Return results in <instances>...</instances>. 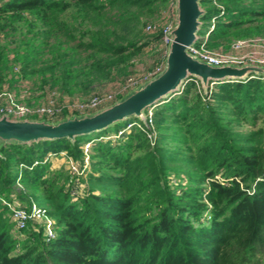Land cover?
<instances>
[{
	"label": "trees",
	"instance_id": "trees-1",
	"mask_svg": "<svg viewBox=\"0 0 264 264\" xmlns=\"http://www.w3.org/2000/svg\"><path fill=\"white\" fill-rule=\"evenodd\" d=\"M172 1L0 0V81L13 43L22 72L50 48L42 73L60 88L56 102L102 81L127 82L134 59L161 40L162 23L147 25ZM219 2L222 14L202 0L205 17L217 16L211 47L264 34V0ZM165 56L162 46L153 70ZM146 112V122L133 116L90 138L0 147V264H262L264 74L211 81L207 90L190 77L156 104L152 125ZM131 121L142 128L110 137ZM63 151L81 168L88 156V166L54 169L50 157ZM16 199L42 206L54 235L43 223L19 227L7 204Z\"/></svg>",
	"mask_w": 264,
	"mask_h": 264
},
{
	"label": "water",
	"instance_id": "water-1",
	"mask_svg": "<svg viewBox=\"0 0 264 264\" xmlns=\"http://www.w3.org/2000/svg\"><path fill=\"white\" fill-rule=\"evenodd\" d=\"M174 26L170 30L164 68L97 110L67 114L56 120L48 118L11 117L0 115V147L8 143H32L42 139L77 136L97 132L111 125L137 117L147 120L146 110L160 100L179 92L195 77L204 90L211 81L243 79L250 74H264V65L255 63L212 64L189 50L199 35L206 9L202 0H174ZM1 155V151H0Z\"/></svg>",
	"mask_w": 264,
	"mask_h": 264
},
{
	"label": "rangeland",
	"instance_id": "rangeland-1",
	"mask_svg": "<svg viewBox=\"0 0 264 264\" xmlns=\"http://www.w3.org/2000/svg\"><path fill=\"white\" fill-rule=\"evenodd\" d=\"M173 4L174 1H172V3L168 5V7H164L161 10V12H159L157 16L150 22H155L157 24L166 23L165 25H167L171 20H173L175 16V10ZM202 19L204 23L199 30L200 35L205 34L210 23L209 18L203 16ZM263 35L258 34V36H263ZM154 43H155L154 45L145 46L143 52L140 53L139 56L134 59L135 66L132 68L133 72L130 74L135 75L137 78H141V80L143 79L142 81H144L146 76H149L153 71V64L154 61L156 60V54L159 56V53H161L162 46L165 50V53L167 52V47L162 43L160 39L156 40ZM68 44L74 45V42L69 41ZM16 49H17L16 45H14L13 43L9 44V47L6 52V56H8V58L6 59L7 67L5 69H1L3 81H0L1 82L0 86L2 82H4V80H7L12 75L19 76L17 77L16 79L17 81L14 83V85H10L9 88L7 87L5 89L11 92L12 96L15 97L17 103H19L18 110L21 111L23 109L33 110V114L29 115L32 118H48L51 120H56L61 118V115H63L62 117H64L67 114L88 112L89 110L80 111L76 109V106L81 101H85L88 98H90L91 95L96 94L95 96H105L107 94H112L113 97L117 99L123 93L127 92L126 91L127 88L125 87L126 82L123 81L125 76H123L122 79H118V80L102 81L99 83H95L94 85H92V87L90 86L89 92H85L84 90H77L76 92L73 93L72 96H69V98H66L67 96L63 97L61 95L62 100L57 102L60 104L58 108L59 112L55 116L49 117V116L37 114L38 112H34V111H36L39 107H48V104L52 102L50 100L51 99L54 100L53 94L60 89L59 86L53 88L51 84L43 82L44 77L42 73V67L47 62H51L52 51L50 50V48H44L39 50L37 53H35L36 54L35 57H37V61L39 63L31 62L27 70L22 72V69L19 65L20 61L17 59L16 56V52H15ZM72 53H76V52L72 51ZM78 57L82 58L81 61H84L85 63L88 62L90 59L88 53H81ZM49 77H50V73H49ZM6 82L7 81H5V83ZM6 104H8L7 98L0 99V108L1 106L3 107V105ZM155 106L156 104L153 105L152 108H154ZM1 113L4 112L1 111ZM126 120H123L120 123L123 124ZM259 125L264 126V119L259 122ZM110 130L111 132H115L114 128L113 129L111 128ZM98 134L99 132H93L87 135L85 138H90L92 135H98ZM50 158H52V167L54 169H59L61 167L66 168V166L69 165V161H67L66 159L69 157L66 155V152L64 151L62 152V154L55 155ZM17 186L22 187L21 184H18ZM16 200L17 202H19L18 199ZM262 264H264V255L262 256Z\"/></svg>",
	"mask_w": 264,
	"mask_h": 264
},
{
	"label": "built area",
	"instance_id": "built-area-1",
	"mask_svg": "<svg viewBox=\"0 0 264 264\" xmlns=\"http://www.w3.org/2000/svg\"><path fill=\"white\" fill-rule=\"evenodd\" d=\"M213 2L215 5H217V7L220 8L219 14H222L224 12L222 4L219 2V0H213ZM216 20H217V16H213L211 18L210 26L207 28L205 34L204 35L199 34L197 40L189 46L190 52L212 64H224V63L244 64L250 62V63L264 65V35L263 36L257 35L247 38L236 39L231 42L228 48L227 47L225 48L223 46L211 47L209 44V38L212 30L215 28ZM165 24H162L160 26L161 27L160 29L162 31L161 41L168 48V44L171 40L170 30L174 26V18L167 25ZM158 25L159 24L157 23L150 22L147 25V31L151 32L155 30ZM164 65L165 62L164 64H160L159 66H157L149 76H146L144 81L150 78L151 76L155 75L156 73L160 72L164 68ZM142 80L141 78L131 76L126 82V86H125L127 88L126 91L139 85L141 82H143ZM212 82L216 83V81H212ZM5 88L4 89L0 88V99L7 98L8 104L3 105V107L1 106L0 114H3L1 113V111H3L4 113L9 114L11 117L12 116L16 118L30 117L29 115L33 114V110H29V109H23L22 111L18 110L19 103H17L15 97L12 96V93L7 91ZM95 95L96 94H93L87 100L78 103L76 109L80 111H86V110L94 111L116 100V98L113 97L112 94H107L105 96H95ZM50 101L52 102L49 103ZM50 101L47 102L49 103L48 107H39L34 112H38L37 114L45 115V116H55L59 112L58 108L60 104L55 102L53 99H51ZM152 106L148 108L149 111L148 123L150 125H152V120H153L152 114L154 108H152ZM135 125L142 128V123H140L139 121H131L124 128H121L118 134H113L110 137H116L121 134H124ZM148 136L152 138V133L149 132ZM90 146H91V142H87L85 144L86 153H88V149L90 148ZM68 161H69V166L73 169V172L75 173L77 172L80 173L89 164L88 156L86 157V162L82 168L80 167L79 164L73 161L71 157L68 158ZM4 201L6 202V200ZM7 204L12 209V219L16 222V224L19 227L22 228L26 227L29 221L43 223L45 224L44 227L45 232H47L49 236L54 235L53 219L47 213V211L37 202L32 201L31 205L29 206L21 204L20 202H17V200L9 201L7 202Z\"/></svg>",
	"mask_w": 264,
	"mask_h": 264
},
{
	"label": "bare ground",
	"instance_id": "bare-ground-1",
	"mask_svg": "<svg viewBox=\"0 0 264 264\" xmlns=\"http://www.w3.org/2000/svg\"><path fill=\"white\" fill-rule=\"evenodd\" d=\"M221 80H218L217 82H220Z\"/></svg>",
	"mask_w": 264,
	"mask_h": 264
}]
</instances>
